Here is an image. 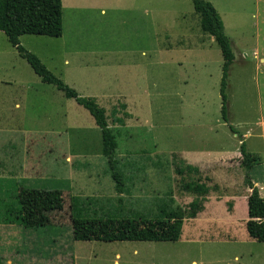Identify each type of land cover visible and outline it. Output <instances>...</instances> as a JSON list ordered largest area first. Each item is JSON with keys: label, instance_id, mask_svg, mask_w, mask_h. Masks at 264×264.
<instances>
[{"label": "rangeland", "instance_id": "1", "mask_svg": "<svg viewBox=\"0 0 264 264\" xmlns=\"http://www.w3.org/2000/svg\"><path fill=\"white\" fill-rule=\"evenodd\" d=\"M75 1L63 0V36L23 35L20 40L82 96L129 94L128 106L120 95L99 102L117 135L123 195L171 196L188 207L195 197L177 191L173 153L207 156L201 170L223 195L204 198L200 216L185 220L176 242L76 240L70 195H116L101 130L62 89L44 83L0 31V93L26 94L20 98L22 109L11 110L15 102L7 101L8 110L0 112V152L14 154L6 168L20 167L23 145L18 134L1 128L55 130L26 134L25 163L39 165L28 168L36 176L29 186L63 190L56 191L59 198H44L48 205H33L29 225L37 227L22 232L0 221V264H264V243L252 239L246 228L249 189L239 166L243 140L263 158L250 176L264 197V0H207L219 12L235 54L228 122L221 112L223 55L215 38L202 32L192 0H122L130 5L127 10L106 14L100 6L76 7ZM9 81L13 86L2 83ZM114 114L126 125H114ZM58 142L64 146L50 147ZM67 153L79 157L69 163ZM69 170L77 172L76 182L64 180ZM19 186L7 175L0 179V219L17 202Z\"/></svg>", "mask_w": 264, "mask_h": 264}, {"label": "trees", "instance_id": "2", "mask_svg": "<svg viewBox=\"0 0 264 264\" xmlns=\"http://www.w3.org/2000/svg\"><path fill=\"white\" fill-rule=\"evenodd\" d=\"M196 14L200 18L201 29L213 36L219 45L224 63L220 85L222 97V118L228 122V79L231 66L235 61L231 40L225 33L224 22L215 8L207 0H192ZM0 31L8 37L9 43L25 59L35 74L44 83L55 85L64 91L68 99L75 100L94 118L101 130L103 153L107 158L112 179L115 181V196L70 195L71 225L74 238L79 241L104 242H176L180 239L186 219H195L203 211V199L212 193L223 195L218 185H210L211 178L202 170L189 163L181 154L172 155V167L175 185L179 193L191 194L195 199L188 207L178 204L175 197H126L123 195V175L117 168V135L109 122L107 109L101 106L95 97L82 96L75 88L54 74L42 60L26 49L20 37L38 35L59 38L63 36V1L62 0H0ZM116 113V112H115ZM114 125L124 126V118L114 114ZM232 132L237 133L230 125ZM243 139V135L239 134ZM242 161L240 168L245 173L244 185L249 189L247 195L248 220L246 228L249 236L264 243V197L253 182L250 172L262 164L261 155L248 150L245 141L241 143ZM57 190H32L21 196L17 202L9 205L0 221L29 225V213L35 206H45L44 198L60 197ZM47 202V201H46ZM29 204L28 217L25 208ZM139 206V207H138ZM45 224V223H43ZM53 225V224H45ZM42 226V225H39Z\"/></svg>", "mask_w": 264, "mask_h": 264}, {"label": "crops", "instance_id": "3", "mask_svg": "<svg viewBox=\"0 0 264 264\" xmlns=\"http://www.w3.org/2000/svg\"><path fill=\"white\" fill-rule=\"evenodd\" d=\"M63 1V0H62ZM122 0H94V2H89L87 0H76L75 1V6L76 7H79V8H87V9H93V8H96L97 6H100L98 8V10H100V12L102 14H106V12L108 10H112V11H117V10H122V11H125L127 9L125 8H128L130 5L127 4L125 1L124 2H121ZM203 32V31H202ZM15 49V48H14ZM101 62H103V59L100 60ZM67 62V61H66ZM260 62H264V57H261L260 58ZM4 84H7L9 86H13V82L12 81H9V82H2ZM10 95V94H9ZM23 95L25 96L26 94L25 93H22V96L19 95V97H8L6 96L5 94L3 93H0V112H6L8 109L4 106V102H7V101H10V102H15L13 105H11L10 103V108L11 110L13 111H17V110H20L22 109V105H21V102L20 101V98L23 97ZM116 96V95H120L124 100L125 102L127 103V99L129 97V94H127L125 91H122V90H118L116 94L112 93V94H109V95H96L95 98L97 99L98 103H102V100L101 98H107V97H110V96ZM127 106H128V103H127ZM129 109V107H127ZM97 125V124H96ZM126 125V124H125ZM124 125V126H125ZM4 127H7V128H1V131L3 132H10L12 134H18V139L20 141V144L23 145V153L21 154V163H20V167L17 169V170H14V169H10V170H7L6 168V165H7V159H8V156H13L14 154H12V152H10V154H7V153H3V152H0V179L1 180H4L5 179V175L8 176V178L12 179V180H15V181H18L20 183V186H19V189H18V192L21 196L25 195L26 193H28L29 191H32V190H40V188H34V187H31L28 185V182L31 181V179H34V177H36L33 173H30L28 170V168H31L33 170H35L34 168L35 167H39V165H37L36 163L32 162L31 164H28V163H25V161L27 160L26 158L28 157V141H29V137L26 135V134H31V132H37V133H46V132H54L55 130H50V129H47L46 131L44 130H37L35 129L34 131H31L29 129H27L26 127H22V126H16V125H12V126H4ZM57 131V130H56ZM47 134V133H46ZM63 143L62 142H58L57 144H53L52 146H50L51 148H54V149H57L59 147V145L61 147H63L64 145H62ZM183 157L191 164L195 165V166H198L200 169L202 168V162L203 160L207 159V156H199L197 154H194L192 153L191 155H185L184 156V153H182ZM224 156H226V154H224ZM64 157L66 159L67 162L70 163V160L71 158L73 157V159L77 160L78 159V154L77 155H72L71 153H67V154H64ZM9 162V161H8ZM58 172L61 173V170L58 169ZM69 173L67 175L64 176V180L65 181H69L70 183L71 182H76L77 181V177L76 176V173L77 172H72L71 170L68 171ZM76 176V177H75ZM7 178V177H6ZM57 179L56 180H60L58 179L59 177H56ZM46 190H60V191H63L62 189H46ZM28 204L25 208V213H28ZM200 216V214L198 215V217ZM213 216H209V218H212ZM13 225H16V227L20 226L21 227V230L22 232H24V230H30V227H27L26 225L24 224H20V223H11V224H7V226H13ZM25 227H24V226ZM59 226V224H55L53 223V226ZM44 226V225H42ZM50 226V225H48Z\"/></svg>", "mask_w": 264, "mask_h": 264}]
</instances>
